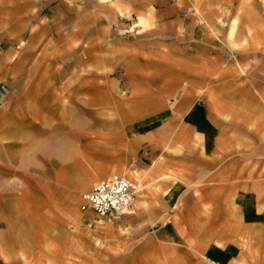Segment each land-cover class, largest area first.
Returning <instances> with one entry per match:
<instances>
[{
  "label": "crops",
  "instance_id": "obj_1",
  "mask_svg": "<svg viewBox=\"0 0 264 264\" xmlns=\"http://www.w3.org/2000/svg\"><path fill=\"white\" fill-rule=\"evenodd\" d=\"M0 264H264V0H0Z\"/></svg>",
  "mask_w": 264,
  "mask_h": 264
},
{
  "label": "built area",
  "instance_id": "obj_2",
  "mask_svg": "<svg viewBox=\"0 0 264 264\" xmlns=\"http://www.w3.org/2000/svg\"><path fill=\"white\" fill-rule=\"evenodd\" d=\"M138 191L139 185L136 182L115 175L83 194V209L91 208L101 217L119 214L135 204Z\"/></svg>",
  "mask_w": 264,
  "mask_h": 264
}]
</instances>
